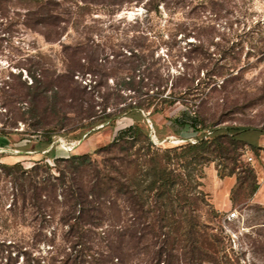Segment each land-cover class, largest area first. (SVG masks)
<instances>
[{
    "label": "trees",
    "instance_id": "obj_1",
    "mask_svg": "<svg viewBox=\"0 0 264 264\" xmlns=\"http://www.w3.org/2000/svg\"><path fill=\"white\" fill-rule=\"evenodd\" d=\"M141 1L73 0L65 8L61 0H20L21 4H16L25 10L21 16L22 25L42 35L46 42H58L65 62L63 73L55 79L45 68L26 71L30 84L24 81L23 88L28 93L35 90L42 96L38 101L34 96L27 99V113L37 118L38 107L44 112L49 110L65 116L73 113L77 123L88 121L90 128L114 127L121 118L131 122L109 144L97 150L101 162L87 154L57 157L54 147L29 168L21 162L2 161L4 156L0 155V229L16 231L29 220L30 240L50 246L46 256L32 257L29 249L14 244L11 248L25 255L22 264H45L44 261L47 264H82L95 255L110 256L118 264L134 261L139 256L146 259L145 264H219L222 242L207 232L199 215L204 208L209 215L215 214L202 188L203 168L214 163L219 179L235 176L236 185L230 195L232 205L238 186L250 183V199L258 189L254 169L243 163L241 156L245 149L255 155L261 150L258 138L264 136V130L217 125L204 118L201 105L214 88L205 94L195 82V72L182 71L175 75L162 72L153 64L145 66L143 56L129 49L128 56L121 54L129 60V66L124 69L131 75L114 86L113 103L104 102L105 97H102L104 105L99 113L81 95L63 96L69 88L68 83L76 84L74 76L77 75L84 81L79 85V92L84 93L91 83L85 79L95 75L99 70L93 68L101 66L102 62L100 58H89L86 62L88 57L83 49L96 46L93 41L88 43L87 38L62 43L61 38L68 28L78 27L80 18L92 7L101 5L116 9L124 2ZM218 1L225 3L226 0ZM6 2L0 0V19L4 17V6L11 7ZM161 3L181 11L195 4V0H146L147 12L158 10ZM71 6L78 11L75 16ZM192 46L199 48L196 44ZM110 50L112 53L118 51L113 47ZM105 59L109 61L108 56ZM64 78L69 82L63 87ZM46 86H51L49 95ZM7 90L3 83L0 107L5 105ZM175 105H180L181 109L165 118L162 130L184 139L185 143L160 148L151 140L147 120L150 119L153 134L157 135L159 129L151 118ZM67 108L72 110L66 112ZM0 123V141H9L12 132L8 127L12 124ZM51 123L48 118L36 119V130L30 135L42 137L44 141L36 143L34 152L46 151L51 146L53 130L58 125ZM184 134H192V137L183 138ZM46 159L52 164L45 162ZM56 217L59 225L50 227L48 223ZM57 237L62 243L60 247H56ZM94 240H100L98 243L104 244L105 250L93 251Z\"/></svg>",
    "mask_w": 264,
    "mask_h": 264
},
{
    "label": "rangeland",
    "instance_id": "obj_2",
    "mask_svg": "<svg viewBox=\"0 0 264 264\" xmlns=\"http://www.w3.org/2000/svg\"><path fill=\"white\" fill-rule=\"evenodd\" d=\"M6 1L11 7L4 6V17L0 19V86L4 83L8 90L5 105L0 107V121L7 126L12 124V127H8L12 134L9 141H0V155L4 156L2 161L9 164L21 162L25 168H29L35 161L45 158L44 154L54 147L57 157L87 154L101 162L97 150L109 144L131 122L121 118L114 127L98 125L90 128L88 121L77 123L73 113L65 116L49 110L44 112L40 107L35 111L37 118L27 113V99L34 96L38 101L42 96H38L35 90L28 93L23 88L24 81L30 84L26 71L45 68L55 79L56 75L63 73L65 62L58 42H46L42 35L22 25L21 16L25 10L16 5L20 0ZM61 1L63 8L73 3V0ZM145 3L146 0L140 3L124 2L116 9L98 5L84 13L78 27L68 28L61 42L70 44L87 38L88 43L93 41L96 46L83 49L88 57L86 62L89 58H100L102 62L101 66L94 65L96 68L93 69L99 71L85 79V82L91 83L84 93L79 92V85L84 83L81 75L74 76L76 84L68 83L64 78V85L61 86H67L68 83L69 88L65 89L63 96L81 95L99 113L104 105L102 97H105L104 102L113 103L114 86L131 75L124 69L129 66V60L123 54L128 56L129 49H134L143 56L145 66L153 64L154 68L173 75L182 71L187 74L195 72V82L205 94L214 88L201 105V113L207 120H213L217 125L251 126L264 130V0H226L225 3L218 0H195V4L181 11L161 3L158 10L149 12ZM71 8L75 16L78 11ZM194 44L199 45V48L194 49ZM110 47L118 51L112 53ZM107 56L109 61L105 59ZM50 90L51 86H46L48 95ZM180 109V105H175L151 118L159 129L157 135L153 134L150 119L147 120L151 140L156 146L172 148L185 143L184 139L171 135L168 130H162L165 118L175 115ZM69 110L72 109L67 108L66 112ZM44 118H48L53 126L58 125L53 130L55 135L51 146L37 153L33 151L36 143L44 141V138L30 134L36 130V119L42 121ZM64 124H68L67 127L61 128ZM188 137H192V134L183 135V138ZM24 148L32 151H23ZM242 153V162L251 158L249 166L260 172L257 162L261 161L262 152L257 151L255 155L245 149ZM44 161L52 164L47 159ZM201 182L215 214L209 215L204 208L199 213L200 220L208 228L207 232L222 242L219 264H264V204L251 202L250 183L238 186L233 195L232 210L221 212L215 209L208 193V190L220 184L215 177L214 163L203 168ZM30 224L26 220L24 226L16 231L0 229V264L24 262L25 255L11 248L14 244L29 249L32 257L47 255L50 246L30 240ZM48 225L57 227V217ZM99 241L94 240L91 244L93 251L105 250L104 244ZM55 243L56 247L62 245L58 237ZM145 260L139 256L124 264H145ZM82 264L118 263L111 260L110 256L95 255L86 258Z\"/></svg>",
    "mask_w": 264,
    "mask_h": 264
},
{
    "label": "crops",
    "instance_id": "obj_3",
    "mask_svg": "<svg viewBox=\"0 0 264 264\" xmlns=\"http://www.w3.org/2000/svg\"><path fill=\"white\" fill-rule=\"evenodd\" d=\"M258 146L261 148V152L263 156L260 158V162L258 166L260 168V172L254 167V171L256 174V180L258 184L257 191L252 195L251 202L263 205L264 204V137H259L258 139ZM215 177L219 181V186L216 188H212L208 190L210 195L212 204L214 205L215 209L221 212H228L232 210V202L230 200V195L232 190L235 188L236 185V178L235 176L225 177L223 179H219L217 177V173L215 170Z\"/></svg>",
    "mask_w": 264,
    "mask_h": 264
},
{
    "label": "built area",
    "instance_id": "obj_4",
    "mask_svg": "<svg viewBox=\"0 0 264 264\" xmlns=\"http://www.w3.org/2000/svg\"><path fill=\"white\" fill-rule=\"evenodd\" d=\"M251 161H252V159H251V158H247V160H246V162H245V163L249 164Z\"/></svg>",
    "mask_w": 264,
    "mask_h": 264
}]
</instances>
